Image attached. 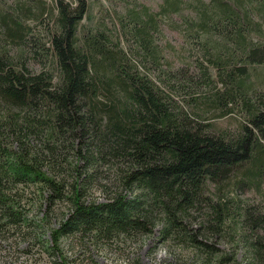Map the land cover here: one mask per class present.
<instances>
[{"label": "trees", "instance_id": "obj_1", "mask_svg": "<svg viewBox=\"0 0 264 264\" xmlns=\"http://www.w3.org/2000/svg\"><path fill=\"white\" fill-rule=\"evenodd\" d=\"M91 10L0 0V226L21 221L5 192L41 184L74 207L52 246L159 226L200 264H264V205L240 196L264 193V0L134 2L111 26L83 22ZM172 14L180 46L161 42ZM69 154L85 177L67 196ZM101 167L123 191L81 200Z\"/></svg>", "mask_w": 264, "mask_h": 264}, {"label": "rangeland", "instance_id": "obj_2", "mask_svg": "<svg viewBox=\"0 0 264 264\" xmlns=\"http://www.w3.org/2000/svg\"><path fill=\"white\" fill-rule=\"evenodd\" d=\"M48 2V0H46ZM92 10L90 19L83 22L95 26L97 22L111 26L109 14L123 11L125 6L139 2L156 11L161 0H91ZM178 21L172 14L162 20V33L164 41H169L175 46H180L181 36L174 30L170 23ZM14 50V49H13ZM27 66L32 71H39L41 66L30 59ZM220 122V123H219ZM218 124L224 126L225 121ZM38 145V143L32 142ZM68 163H62L66 171L63 173L68 187L66 195L71 194L70 185L78 179L80 182L85 177L81 173L73 172L74 157L69 154ZM46 170L47 167H44ZM57 169L50 170L54 174ZM118 175L106 167L90 179L81 200L85 202H104L116 192H122L119 187ZM60 176L56 180H60ZM88 179V178H87ZM264 192V186L262 187ZM51 192L41 184L17 185L5 195L11 196L14 210H18L21 221L17 224L0 226V264H200L197 256L183 246H176L161 241L158 227L152 232L134 236L118 235L115 240H95L90 236L69 234L59 237L57 244L52 246V232L67 221L72 213L71 199L65 197L52 201ZM250 202H261L264 205V193L258 195L251 190L241 192ZM2 221L0 220V223ZM221 244V245H220ZM221 247H227L221 242ZM241 259V253H239Z\"/></svg>", "mask_w": 264, "mask_h": 264}]
</instances>
